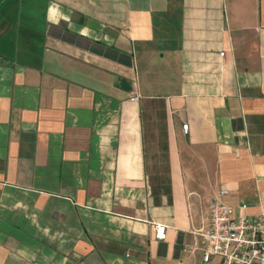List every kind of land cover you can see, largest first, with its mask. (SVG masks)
I'll return each mask as SVG.
<instances>
[{
    "label": "crops",
    "instance_id": "0c3cea01",
    "mask_svg": "<svg viewBox=\"0 0 264 264\" xmlns=\"http://www.w3.org/2000/svg\"><path fill=\"white\" fill-rule=\"evenodd\" d=\"M220 188L264 213V0H0V264H200Z\"/></svg>",
    "mask_w": 264,
    "mask_h": 264
},
{
    "label": "built area",
    "instance_id": "2783aa9c",
    "mask_svg": "<svg viewBox=\"0 0 264 264\" xmlns=\"http://www.w3.org/2000/svg\"><path fill=\"white\" fill-rule=\"evenodd\" d=\"M227 193L226 188H220L209 204V228L204 234L206 245L200 264L214 257L219 258L218 264H264V213L249 215L242 211L232 216L231 206L221 200ZM166 229L164 224H155V237L164 240Z\"/></svg>",
    "mask_w": 264,
    "mask_h": 264
}]
</instances>
